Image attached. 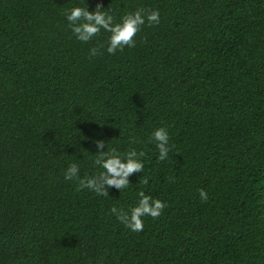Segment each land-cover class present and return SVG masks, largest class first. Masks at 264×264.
Returning a JSON list of instances; mask_svg holds the SVG:
<instances>
[{"label":"trees","instance_id":"obj_1","mask_svg":"<svg viewBox=\"0 0 264 264\" xmlns=\"http://www.w3.org/2000/svg\"><path fill=\"white\" fill-rule=\"evenodd\" d=\"M80 2L0 0V264H264V0H87L160 12L111 54L68 27ZM97 139L144 151L127 189L79 187ZM141 189L167 206L133 232L111 208Z\"/></svg>","mask_w":264,"mask_h":264},{"label":"clouds","instance_id":"obj_2","mask_svg":"<svg viewBox=\"0 0 264 264\" xmlns=\"http://www.w3.org/2000/svg\"><path fill=\"white\" fill-rule=\"evenodd\" d=\"M68 27L81 42H88L103 29L109 33L107 37L108 53H115L125 46L133 47L136 43L134 37L141 30V26L148 24H158L160 22V12L158 9L146 10L137 8L134 11L125 12L117 19L111 8L104 7L101 2H97L93 10H89L87 0L74 3L71 8L64 12ZM91 55L97 54L96 47L90 50ZM150 142L154 143L159 151L158 159L166 160L169 153V132L167 127L159 126L150 133ZM97 155L93 158V165L100 170L91 176L79 179L80 188H88L98 195H108V189L115 187L124 190L130 185L129 177L133 173H142L144 170V151L135 147L121 152L116 148L106 150L103 139L95 140ZM80 165L70 163L64 173L66 180H73L79 176ZM201 200H207L208 194L204 189L199 190ZM167 206L166 202L147 194L144 190L137 192L136 203L128 208L112 207L111 212L133 232L143 230V218L151 216L153 218L162 214Z\"/></svg>","mask_w":264,"mask_h":264}]
</instances>
